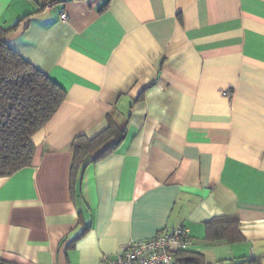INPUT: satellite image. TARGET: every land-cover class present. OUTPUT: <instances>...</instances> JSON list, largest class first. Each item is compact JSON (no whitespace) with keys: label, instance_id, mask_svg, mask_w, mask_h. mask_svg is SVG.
Wrapping results in <instances>:
<instances>
[{"label":"crops","instance_id":"1","mask_svg":"<svg viewBox=\"0 0 264 264\" xmlns=\"http://www.w3.org/2000/svg\"><path fill=\"white\" fill-rule=\"evenodd\" d=\"M0 26L65 91L0 178L1 261L99 264L178 227L205 264L264 254V0H0ZM110 123L116 148L72 175L75 138ZM215 217L241 238L206 241Z\"/></svg>","mask_w":264,"mask_h":264},{"label":"trees","instance_id":"2","mask_svg":"<svg viewBox=\"0 0 264 264\" xmlns=\"http://www.w3.org/2000/svg\"><path fill=\"white\" fill-rule=\"evenodd\" d=\"M67 0H36L40 8ZM107 5V4H106ZM7 29L0 26V178H6L32 163L34 145L31 137L54 115L65 98V91L40 70L21 58L4 41ZM122 127L110 123L108 128L88 139L76 137L70 171L73 175L111 151L122 138ZM239 220L215 217L205 223L206 241H238ZM178 264H205L199 254L177 251ZM261 257L242 259L238 264H261ZM0 264H8L0 260Z\"/></svg>","mask_w":264,"mask_h":264},{"label":"built area","instance_id":"3","mask_svg":"<svg viewBox=\"0 0 264 264\" xmlns=\"http://www.w3.org/2000/svg\"><path fill=\"white\" fill-rule=\"evenodd\" d=\"M60 16L66 18L64 13ZM191 245L187 228L165 229L150 239L130 241L113 257L103 255L99 264H178L174 253Z\"/></svg>","mask_w":264,"mask_h":264}]
</instances>
